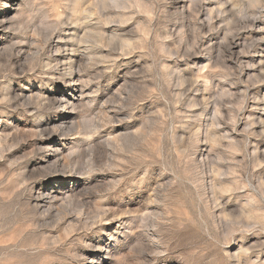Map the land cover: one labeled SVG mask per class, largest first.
Here are the masks:
<instances>
[{
  "label": "rangeland",
  "instance_id": "rangeland-1",
  "mask_svg": "<svg viewBox=\"0 0 264 264\" xmlns=\"http://www.w3.org/2000/svg\"><path fill=\"white\" fill-rule=\"evenodd\" d=\"M0 264H264V0H0Z\"/></svg>",
  "mask_w": 264,
  "mask_h": 264
}]
</instances>
